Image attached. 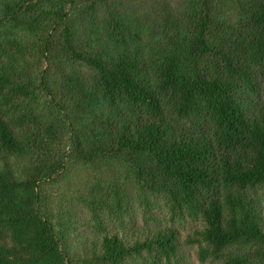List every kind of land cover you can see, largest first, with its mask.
<instances>
[{
	"label": "trees",
	"instance_id": "obj_1",
	"mask_svg": "<svg viewBox=\"0 0 264 264\" xmlns=\"http://www.w3.org/2000/svg\"><path fill=\"white\" fill-rule=\"evenodd\" d=\"M184 243L264 264V0H0V264H184Z\"/></svg>",
	"mask_w": 264,
	"mask_h": 264
},
{
	"label": "rangeland",
	"instance_id": "obj_2",
	"mask_svg": "<svg viewBox=\"0 0 264 264\" xmlns=\"http://www.w3.org/2000/svg\"><path fill=\"white\" fill-rule=\"evenodd\" d=\"M148 1V0H144ZM70 176L68 181L65 183V185H53L48 190L49 193L52 194V202L53 205L56 207L57 203L60 201V198L66 194H76L80 189L84 187L85 177L84 173L73 170L69 172ZM158 209H155L154 212H158ZM161 210L157 213L159 214ZM79 221L85 220L88 222L90 220V214L88 213L87 209L83 207L78 208V215ZM107 223L109 224V227L111 229H120V222H118L116 219L109 218L108 216L105 217ZM144 224L143 220V212L141 210V207L136 202L134 205V211H132L128 216H126V227L122 229L125 233L131 234L136 228H139ZM194 225L195 222L188 220L185 222H177L175 223V227L180 231L181 234V241L185 242V240L189 237L188 235H193L194 232ZM84 228H82L83 230ZM79 241V235L77 233V236L73 240V242L78 243ZM76 250H79V247L75 248ZM198 249L197 246L185 244L183 248V260L184 264H202L198 257Z\"/></svg>",
	"mask_w": 264,
	"mask_h": 264
}]
</instances>
